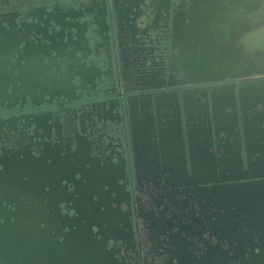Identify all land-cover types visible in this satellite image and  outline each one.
Segmentation results:
<instances>
[{"label":"water","instance_id":"water-1","mask_svg":"<svg viewBox=\"0 0 264 264\" xmlns=\"http://www.w3.org/2000/svg\"><path fill=\"white\" fill-rule=\"evenodd\" d=\"M219 1L36 0L24 14L33 31L50 18L60 32L58 9L69 26L32 61L17 45L22 18L0 0V264H137L129 251L143 237L150 264H264V0H242L259 6L257 56L210 63L211 42L238 39L196 32ZM155 34L177 84L197 87L148 81ZM123 46L149 90L123 97L126 130L107 90L123 79ZM131 184L152 190L148 205Z\"/></svg>","mask_w":264,"mask_h":264},{"label":"flooded vegetation","instance_id":"flooded-vegetation-1","mask_svg":"<svg viewBox=\"0 0 264 264\" xmlns=\"http://www.w3.org/2000/svg\"><path fill=\"white\" fill-rule=\"evenodd\" d=\"M4 5L9 8L11 12H13L14 15L17 16L18 19L22 18L24 26L20 28L19 25H17V45L20 43L21 40H25V43L27 45L26 53H23V57H28L29 60L34 61V52L38 48H43L48 43L49 38L56 37L57 34H61V36L65 35V29L69 26V21L66 18V13L63 9H58V20L63 25V28L60 32H58V27L51 21L50 18H47L45 21V24L38 26L39 32L33 31L34 26L33 24L29 23L27 19H25V11L27 10L26 7L28 5H34L36 3V0H2ZM8 4V5H7ZM43 11H47L46 6H42ZM76 10V9H75ZM76 12H79V10H76ZM84 24L81 22L80 27H83ZM16 32V31H12ZM58 32V33H57ZM149 42H152L155 44V47L151 49V58L145 63L143 68L146 70V75L148 81L151 82H162L166 81V86L161 88V90H177V89H184V88H194L198 85L196 84H188V83H182L177 84L178 81H180L182 78H184V75L181 74V71H178L174 68L167 69L166 68V52L163 48L162 43V36L161 34H155L150 35V38L148 39ZM2 42V39L0 37V44ZM24 44V43H23ZM123 59H126V53L127 50L125 46H123ZM176 55V54H174ZM113 56L117 59L119 57L116 50H114ZM124 59V60H125ZM122 61L123 64H125L124 67V74L123 79L121 80H111L109 86H107V90L109 93L112 94V97L114 98V104L117 106V109L119 110V114H114V118L116 120L123 122V130H126V124L124 123L126 112L124 109V106L121 104L123 102V97H127L128 99L134 98L135 95L141 94L143 91L148 92L149 90H138L136 82V75L133 73L132 67L129 65V61L127 62ZM131 60V58H130ZM174 59H172L173 62ZM175 63V61L173 62ZM35 68V67H33ZM31 67H28L26 71L24 72L25 77H29L35 73V69ZM109 70V68H108ZM113 73V71H112ZM169 82L174 83L173 85H169ZM204 85V84H202ZM120 102V105H119ZM29 135V132L25 129L20 128L18 129L17 136H23L27 137ZM116 137V136H115ZM110 147L112 145L116 144V140H111L110 143H107ZM99 156H102L99 155ZM104 156H102L101 161L104 162L105 160ZM131 188V193L133 200H137V197L142 199L146 205L150 202L151 198V192L152 190L149 188H146L143 192L139 191L138 189H133L132 184L128 187ZM154 193V192H153ZM139 221H141V227H143V220L139 218ZM150 246V243L146 241V239L143 237L141 240V244L139 247H137L134 252L129 251V255L131 256L132 263L141 264V261L147 262L145 264L149 263V256L146 254V251L148 250ZM143 253V254H142ZM137 259V260H136ZM148 259V261L146 260Z\"/></svg>","mask_w":264,"mask_h":264},{"label":"crops","instance_id":"crops-1","mask_svg":"<svg viewBox=\"0 0 264 264\" xmlns=\"http://www.w3.org/2000/svg\"><path fill=\"white\" fill-rule=\"evenodd\" d=\"M242 2L243 1L241 0L239 2V5L238 3L236 4V2L233 3L232 5L230 2H227V0H225V2L224 0H220L217 8L216 5L211 4V7H208L209 5L205 4V6L200 10L201 20H198L196 22V24L200 26L195 27L196 32L225 33L232 31L234 33H237L238 36V39L234 40L235 42H230V40L228 41L225 40L220 43H217L215 41L211 42L208 47L209 51L206 54V56L208 57L207 61H210V63H216V62L243 63L244 61H246L247 58L246 56H248L249 59L251 58L254 59L255 55L257 56V54L260 52L261 42L258 41H261L262 38V24L259 22L260 20L259 6L257 5L255 8L253 4V6L251 5V8L248 9L246 3L244 4ZM215 11H217V15L226 16L227 17L226 21L223 20L207 21L206 18L210 16L208 13H213ZM247 19L248 21H251V24L248 26H246ZM246 37L247 40H245ZM220 38L222 40L223 37L220 36ZM255 41L258 44H255L256 43ZM249 42L250 43L255 42V43L254 44L252 43L250 45Z\"/></svg>","mask_w":264,"mask_h":264},{"label":"bare ground","instance_id":"bare-ground-1","mask_svg":"<svg viewBox=\"0 0 264 264\" xmlns=\"http://www.w3.org/2000/svg\"><path fill=\"white\" fill-rule=\"evenodd\" d=\"M225 2V1H224ZM223 5V4H222ZM225 5V4H224ZM227 5V4H226ZM233 5V4H232ZM222 7V6H221ZM228 8V7H227ZM222 12V11H221ZM239 12V11H238ZM221 14V13H220ZM224 14V13H223ZM242 14V13H241ZM222 15V14H221ZM227 19V18H226ZM236 20V19H235ZM243 21V20H242ZM221 22V21H220ZM223 24V23H222ZM234 24V23H233ZM245 24H246V22H245ZM221 27V26H220ZM236 30H237V28H236ZM250 33V32H249ZM248 35V34H247ZM246 35V36H247ZM259 35V34H258ZM247 38V37H246ZM245 38V39H246ZM252 39V38H251ZM257 39V38H256ZM249 40V39H248ZM256 42V41H255ZM255 42H252L253 44L255 43ZM258 42H261V41H258ZM250 43V42H249ZM252 43H250V45L252 44ZM255 44H258L257 42L255 43ZM253 46V45H252ZM226 48V47H225ZM249 48H251V47H249ZM254 48V47H253ZM231 54V53H230ZM253 55V54H252ZM231 57V56H230ZM233 57V56H232ZM234 60V59H233ZM230 61V60H229ZM237 61V60H236ZM243 61V60H242ZM143 254V253H142ZM137 260V259H136Z\"/></svg>","mask_w":264,"mask_h":264},{"label":"snow or ice","instance_id":"snow-or-ice-1","mask_svg":"<svg viewBox=\"0 0 264 264\" xmlns=\"http://www.w3.org/2000/svg\"><path fill=\"white\" fill-rule=\"evenodd\" d=\"M257 251H261L260 249H257Z\"/></svg>","mask_w":264,"mask_h":264}]
</instances>
